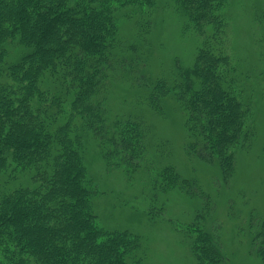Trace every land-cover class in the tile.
Returning a JSON list of instances; mask_svg holds the SVG:
<instances>
[{"label": "trees", "instance_id": "obj_1", "mask_svg": "<svg viewBox=\"0 0 264 264\" xmlns=\"http://www.w3.org/2000/svg\"><path fill=\"white\" fill-rule=\"evenodd\" d=\"M159 2L0 0V264H143L135 255L139 236L98 226L85 165L88 139L109 169L150 163L143 99L138 111L117 112V85L150 88L147 102L158 113L165 99L174 100L184 113L188 154L217 162L226 181L235 174L238 151L255 135L242 81L264 80L262 51L258 69L236 60L232 0H165L183 19L184 34L195 35L194 59L152 81L142 73L156 59ZM162 175L166 189L191 193L194 183L174 167ZM189 229L198 264H220L216 236L201 222ZM258 253L264 261V246Z\"/></svg>", "mask_w": 264, "mask_h": 264}, {"label": "rangeland", "instance_id": "obj_2", "mask_svg": "<svg viewBox=\"0 0 264 264\" xmlns=\"http://www.w3.org/2000/svg\"><path fill=\"white\" fill-rule=\"evenodd\" d=\"M164 1L158 4L152 35L156 59L141 72L149 71L152 81L168 75L177 61L187 68L194 59L195 35L184 34L183 19ZM227 13L236 60L250 70L258 69L256 49H261L264 58V24L256 21L258 16L264 20L261 1L232 0ZM242 87L255 135L238 151L235 174L229 181L217 162L188 154L184 113L174 100L165 99L163 113H158L147 102L150 88L114 87L117 112L136 110L135 102L143 99L139 112L151 127L150 163L130 172L109 169L97 143L88 139L85 165L94 192L91 206L102 229L140 237L135 255L143 264H198L190 250L195 234L189 229L197 222L218 239L223 254L220 264H264L258 253L264 246V80L252 76L243 79ZM128 99L126 107L123 101ZM169 166L181 179L194 183L191 193L180 187L165 188L168 180L162 173Z\"/></svg>", "mask_w": 264, "mask_h": 264}]
</instances>
